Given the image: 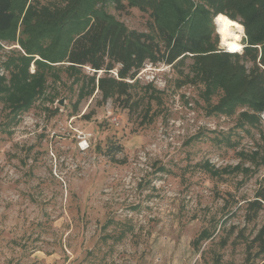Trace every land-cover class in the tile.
<instances>
[{
    "label": "rangeland",
    "instance_id": "rangeland-1",
    "mask_svg": "<svg viewBox=\"0 0 264 264\" xmlns=\"http://www.w3.org/2000/svg\"><path fill=\"white\" fill-rule=\"evenodd\" d=\"M35 1L49 8L67 2ZM184 1L165 2L167 22ZM223 3L238 12L236 0ZM199 6L210 12L214 46L227 51L213 4H185L192 14ZM96 8L149 31V11L139 6L98 0ZM0 44V74L10 79L4 62L13 48L24 50L18 42ZM193 63L147 61L136 81L127 80L128 94L106 98L100 72L93 92L80 98L91 84L82 76L92 72L60 62L16 118L0 98V264H264L256 247L248 250L264 209L254 219L246 215L264 181V111L243 105L215 112L224 91L191 80ZM204 229L210 235L196 243Z\"/></svg>",
    "mask_w": 264,
    "mask_h": 264
},
{
    "label": "trees",
    "instance_id": "trees-1",
    "mask_svg": "<svg viewBox=\"0 0 264 264\" xmlns=\"http://www.w3.org/2000/svg\"><path fill=\"white\" fill-rule=\"evenodd\" d=\"M97 1L67 0L64 6L49 8L35 0H0V39L18 42L24 50L13 48V55L4 62L10 79L0 74V98L9 103L13 118L42 94L46 72L53 71L57 63H69L75 73L83 72V68L92 72L82 76L91 88L83 86L80 98L93 92L96 77L102 72L98 85L106 98L117 92L128 94L131 84L127 80L136 81L147 61L175 65L188 58L194 59L191 80H204L217 85L216 90L223 89L224 94L213 107L215 112L231 113L243 105L258 114L264 111V0H236V13L227 11L223 0H207L216 15L224 13L236 20L242 16L247 42L241 54L214 46L211 32L206 29L211 19L209 10L199 6L192 14L185 8L189 0L174 6L172 22L165 19V2L172 0H162L159 5L151 0H129L126 5L114 0L117 9L139 6L149 11V31L130 29L100 13ZM258 45L262 51L259 63ZM241 58L253 62L249 71ZM33 62L35 71L31 72ZM211 92L213 86L207 91ZM243 114L245 118L259 116ZM263 209L264 181L254 199L248 201L247 218H256ZM209 235L204 229L195 242ZM255 247V255L263 260L264 225L248 245L249 253Z\"/></svg>",
    "mask_w": 264,
    "mask_h": 264
},
{
    "label": "bare ground",
    "instance_id": "bare-ground-1",
    "mask_svg": "<svg viewBox=\"0 0 264 264\" xmlns=\"http://www.w3.org/2000/svg\"><path fill=\"white\" fill-rule=\"evenodd\" d=\"M216 27L220 34L221 46L227 51L239 53L244 48L241 40L245 34V29L238 20L220 13L216 16Z\"/></svg>",
    "mask_w": 264,
    "mask_h": 264
},
{
    "label": "built area",
    "instance_id": "built-area-1",
    "mask_svg": "<svg viewBox=\"0 0 264 264\" xmlns=\"http://www.w3.org/2000/svg\"><path fill=\"white\" fill-rule=\"evenodd\" d=\"M86 143H87V142H86ZM81 147H82V146H81ZM86 147H87V148L89 147V144H88V143H87V146H85V147H82V148L84 149V148H86Z\"/></svg>",
    "mask_w": 264,
    "mask_h": 264
},
{
    "label": "water",
    "instance_id": "water-1",
    "mask_svg": "<svg viewBox=\"0 0 264 264\" xmlns=\"http://www.w3.org/2000/svg\"><path fill=\"white\" fill-rule=\"evenodd\" d=\"M61 103H63V100H62V102Z\"/></svg>",
    "mask_w": 264,
    "mask_h": 264
}]
</instances>
